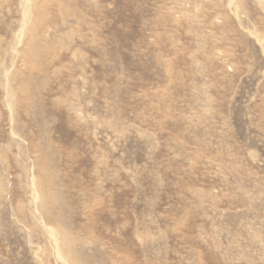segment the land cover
Listing matches in <instances>:
<instances>
[{
    "label": "rangeland",
    "instance_id": "374dc122",
    "mask_svg": "<svg viewBox=\"0 0 264 264\" xmlns=\"http://www.w3.org/2000/svg\"><path fill=\"white\" fill-rule=\"evenodd\" d=\"M0 264H264V0H0Z\"/></svg>",
    "mask_w": 264,
    "mask_h": 264
}]
</instances>
